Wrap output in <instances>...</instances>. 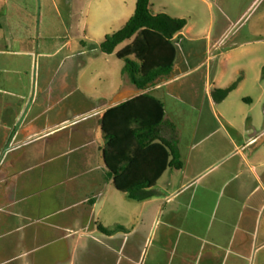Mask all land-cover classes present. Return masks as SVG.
Returning <instances> with one entry per match:
<instances>
[{
    "label": "crops",
    "instance_id": "crops-1",
    "mask_svg": "<svg viewBox=\"0 0 264 264\" xmlns=\"http://www.w3.org/2000/svg\"><path fill=\"white\" fill-rule=\"evenodd\" d=\"M7 28L8 39L1 34ZM17 34L8 25L0 27L1 41L21 45L0 44V264H45L49 259L64 263L68 256L43 250L60 242L68 249V238L77 234L79 223L101 232L85 235L90 243L81 249V264H264V126L259 124L264 110L256 107L263 92L256 98L246 94L234 111L215 109L218 128L185 143L181 123L159 92L167 88L181 95L184 80L201 72L204 63L190 69L183 62L179 72L175 65L172 78L151 93L160 95L154 96L164 103L166 118L179 128L183 168L168 169L155 186L156 195L135 200L139 205H130L129 218L112 226L101 220L105 192L113 183L103 157L107 141L102 119L110 107L135 97L138 89L128 77L127 85L118 84L112 93L99 90L98 76L84 82L88 62L72 60L83 50L60 62H72L63 75L49 70L44 77L43 59L58 56L71 41L54 50L39 43L35 50L31 38L23 42ZM205 67L206 91L216 106L213 89L233 81L220 85L219 76ZM246 79L241 77L231 94ZM221 130L226 142L203 143ZM55 163L59 167H53ZM57 172L65 177L50 187L63 185L66 192L55 198V209L43 214L47 199L38 187ZM70 194L76 197L68 202ZM37 196L40 201L34 200ZM163 198V204L151 206ZM100 224L126 230L109 235Z\"/></svg>",
    "mask_w": 264,
    "mask_h": 264
},
{
    "label": "rangeland",
    "instance_id": "rangeland-1",
    "mask_svg": "<svg viewBox=\"0 0 264 264\" xmlns=\"http://www.w3.org/2000/svg\"><path fill=\"white\" fill-rule=\"evenodd\" d=\"M152 4L155 12H166L189 20L187 28L175 38L178 48L177 71H180L179 67L183 62L186 63L185 67L190 69L204 63L201 72L184 80L181 95H174L168 92L167 88L159 92L165 95L170 114H176L174 116L181 123L185 143L198 141L216 130L219 124L214 118L215 109L234 111L242 105L241 99L246 94L256 98L257 94L263 92V97L256 106L259 112H263L264 0H152ZM136 6L137 0H0V18L3 25L10 26L23 42L31 38L30 45L35 50L38 49L39 43L44 42L45 47L54 50L71 41L69 48L67 44V48L58 56L43 59L46 64L44 77L49 75V70L51 74L58 70L59 77L63 75L72 62L65 59L59 66L60 62L69 53L83 50V55L78 54L72 60L77 63L88 62L83 76L84 82L98 76L102 78V81H99V90L112 93L118 84L122 87L127 85V76L123 72L125 61L116 54L102 52L100 45L107 35L119 30L128 22ZM8 28L2 29L1 34L7 36ZM0 44H9L12 48H18L20 45L6 40H2ZM206 65L208 69L211 68L213 74L219 76L220 85L224 86L245 75L247 79L243 87L231 94L226 102L213 106L206 91ZM154 95L160 96L157 92H154ZM259 124L263 127L264 119ZM177 129L180 138L178 126ZM59 135L61 137L62 134ZM225 135L222 130L215 131L203 143H214L220 139L226 142ZM57 164L53 167L58 166ZM59 164L61 166V162ZM64 177L65 174L57 172L46 185L38 187V190H44L43 196L47 199L43 214L55 209V198L66 192L63 185L50 187L51 182L55 184ZM107 190L102 202L104 210L101 220L113 226L127 220L130 205L139 203L117 190L112 182H109ZM74 197L75 194H70L68 202L73 201ZM41 198L37 196L34 200L40 201ZM155 201L153 200L151 206L165 202L164 198ZM113 206L119 208L113 212ZM153 213L155 215L154 211ZM55 219L56 217H52L50 221ZM138 226L144 228L141 222ZM76 229L77 234L68 238V249L65 242H60L61 244H52L43 251L50 254L61 253L65 258L68 256V260L61 264H81V249L90 243V238L85 235H101V232L96 226L89 231L80 223ZM142 248L145 249L144 243ZM45 264L55 263L49 259Z\"/></svg>",
    "mask_w": 264,
    "mask_h": 264
},
{
    "label": "trees",
    "instance_id": "trees-1",
    "mask_svg": "<svg viewBox=\"0 0 264 264\" xmlns=\"http://www.w3.org/2000/svg\"><path fill=\"white\" fill-rule=\"evenodd\" d=\"M188 24L185 17L155 12L152 0H137L128 22L100 45L102 52L125 61L123 72L138 89L135 97L110 107L102 119L107 141L103 157L109 178L133 200L155 196L163 174L183 168L177 125L166 118L164 103L151 90L172 78L178 57L175 38ZM240 81L241 77L226 87L214 88V100L224 101ZM99 229L109 235L126 230L102 224Z\"/></svg>",
    "mask_w": 264,
    "mask_h": 264
}]
</instances>
